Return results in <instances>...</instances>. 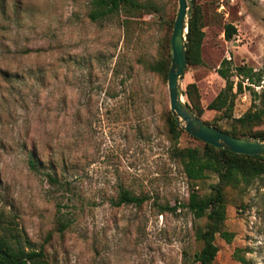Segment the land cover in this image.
Segmentation results:
<instances>
[{
	"label": "rangeland",
	"instance_id": "374dc122",
	"mask_svg": "<svg viewBox=\"0 0 264 264\" xmlns=\"http://www.w3.org/2000/svg\"><path fill=\"white\" fill-rule=\"evenodd\" d=\"M90 1L0 0V226L41 247L47 264H198L193 231L206 218L187 210V193L208 194L217 176L190 182L171 156L166 80L148 68L167 54L177 1L136 0L143 6L132 14L94 22ZM191 4L203 37L200 62L179 77L182 92L195 85L208 125L228 130L263 107L254 128H264V0ZM222 59L234 82L250 81L237 66L256 73L254 94L243 88L230 112L206 108L224 86ZM177 145L203 148L183 129ZM120 187L144 201L113 206ZM223 197L232 238L214 237L209 264H264V175L225 186Z\"/></svg>",
	"mask_w": 264,
	"mask_h": 264
},
{
	"label": "trees",
	"instance_id": "16d2710c",
	"mask_svg": "<svg viewBox=\"0 0 264 264\" xmlns=\"http://www.w3.org/2000/svg\"><path fill=\"white\" fill-rule=\"evenodd\" d=\"M136 0H91L87 11V17L90 21H100L119 15L132 14L135 10L141 8ZM186 32L184 33L186 64H198L200 62V45L203 37L201 13L197 5L191 4L186 11ZM226 39H229L234 32V27L230 24L224 26ZM169 38L167 39V54L148 64L150 71L159 74L163 80H166L169 67ZM250 80L242 85V81L234 82L231 77V71L228 61L222 59L220 66L216 69L217 74L224 80V86L217 92L214 98L207 104V109L223 110L230 112L233 99L243 88L253 92L252 78L256 75L249 67H235ZM259 81L257 76L256 82ZM190 107L195 114L199 116L201 106L199 105L196 87L193 83H188L183 91ZM253 106V105H252ZM262 108H248L241 115L233 119L228 130H222L233 136H240L256 140H264V128H254L262 117ZM230 115V114H229ZM168 129L171 134L173 146L171 147V156L181 165L186 179L194 182L206 177L208 173H215L217 181L210 185V192L206 195H199L193 188L187 193L185 207L195 217L205 216L206 222L203 226H196L193 236L201 241V247L195 250L191 255L192 263L209 264L215 257L218 250L214 243V237L218 235L226 242H230L232 233L222 228L225 219V201L223 197V188L225 186H235L236 184L248 185L251 179L264 175V157L260 155H246L231 152L226 149L217 148L202 142V151L196 147H178L177 138L182 132L178 127L175 117L167 110ZM206 123V122H204ZM208 124V123H206ZM215 127V126H214ZM217 128V127H216ZM219 129V128H218ZM221 130V129H220ZM28 165L32 168L35 163L30 157ZM51 181L55 179L47 175ZM143 195H136L129 190L120 187L115 198L110 200L113 206L121 204L139 205L144 201ZM62 225L60 226V230ZM11 230V229H7ZM24 245L18 232L6 233L4 227L0 226V264H47L45 254L41 247L35 249L28 242ZM233 256L240 262H245L243 257L237 255V250ZM183 263H187L188 256L183 253Z\"/></svg>",
	"mask_w": 264,
	"mask_h": 264
},
{
	"label": "water",
	"instance_id": "95a60500",
	"mask_svg": "<svg viewBox=\"0 0 264 264\" xmlns=\"http://www.w3.org/2000/svg\"><path fill=\"white\" fill-rule=\"evenodd\" d=\"M176 1L177 8L169 38L170 61L166 77L167 102L171 115L175 117L181 129L201 142L238 154L264 157V140L233 136L204 123L183 98L179 77L186 65L184 33L188 8L186 0Z\"/></svg>",
	"mask_w": 264,
	"mask_h": 264
}]
</instances>
